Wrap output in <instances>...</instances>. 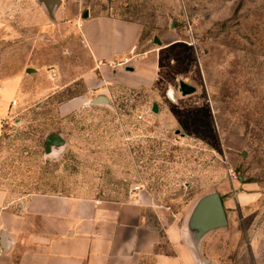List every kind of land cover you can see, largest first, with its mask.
I'll return each mask as SVG.
<instances>
[{"label": "rangeland", "instance_id": "374dc122", "mask_svg": "<svg viewBox=\"0 0 264 264\" xmlns=\"http://www.w3.org/2000/svg\"><path fill=\"white\" fill-rule=\"evenodd\" d=\"M61 6L63 13L78 8L79 19L88 10L140 23L138 54L154 77L138 90L88 91L89 100L69 114L59 106L81 90L49 91L25 108L21 88L5 83L0 184L17 196L109 201L127 200L140 185L169 222L183 225L199 197L218 191L229 224L212 236L217 251L204 242L205 258L264 264V0H61ZM51 20L39 2L0 0V56L11 27L30 22L33 37ZM79 35L74 30L75 41ZM77 48L74 59L88 58ZM55 55L42 50L34 65L42 69ZM35 78L22 90L48 83L43 69ZM181 82L197 91L182 96ZM100 95L110 105L91 103ZM53 135L63 145L47 148ZM248 183L258 196L246 204L240 195Z\"/></svg>", "mask_w": 264, "mask_h": 264}, {"label": "crops", "instance_id": "0c3cea01", "mask_svg": "<svg viewBox=\"0 0 264 264\" xmlns=\"http://www.w3.org/2000/svg\"><path fill=\"white\" fill-rule=\"evenodd\" d=\"M26 1L39 2L53 20L40 26V33L33 37L30 22L11 27L6 51L0 56V92L5 83H17L22 91L23 104L19 103L25 108L49 91L57 95L63 90H81L59 106L61 114H69L89 100L88 91L138 90L153 79L154 70L138 54L140 23L90 13L79 19L78 8L63 13L61 0H51L57 2L51 12L43 0ZM74 30L80 33L78 41ZM77 46L88 58H73ZM45 49L57 55L42 68L47 85L22 90L25 83L37 82L35 77L42 69L33 60ZM10 57L12 65L5 67ZM62 59L79 63L68 67ZM16 106L18 101L12 107ZM257 188L245 184L240 200L253 202ZM152 202L142 189L133 190L127 200L109 201L49 193L17 196L0 184V264H215L203 254L207 241L213 242L211 251H217L214 232L204 239L198 254L184 225L169 222L167 214Z\"/></svg>", "mask_w": 264, "mask_h": 264}, {"label": "water", "instance_id": "95a60500", "mask_svg": "<svg viewBox=\"0 0 264 264\" xmlns=\"http://www.w3.org/2000/svg\"><path fill=\"white\" fill-rule=\"evenodd\" d=\"M43 2L48 5L50 12L52 10L51 5L57 3L51 0H43ZM88 16L89 12L85 11L83 17L88 18ZM154 41L158 45L161 44L157 38ZM180 91L182 96L185 97L194 94L197 90L195 87L181 82ZM91 103L110 105V101L106 96H99L97 99L91 101ZM50 143L62 146L63 140L58 135H53L49 138L47 148L50 146ZM228 224V217L222 197L218 191H212L196 200L185 219L184 229L192 248L200 254L204 239L217 230L227 228Z\"/></svg>", "mask_w": 264, "mask_h": 264}, {"label": "built area", "instance_id": "2783aa9c", "mask_svg": "<svg viewBox=\"0 0 264 264\" xmlns=\"http://www.w3.org/2000/svg\"><path fill=\"white\" fill-rule=\"evenodd\" d=\"M16 104H17V101L14 100L12 102V106H15ZM140 190H141V186L140 185H137V186L134 187V191H140Z\"/></svg>", "mask_w": 264, "mask_h": 264}]
</instances>
